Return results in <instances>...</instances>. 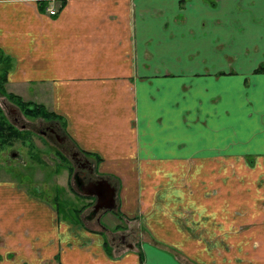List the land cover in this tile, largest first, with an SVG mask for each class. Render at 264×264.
Here are the masks:
<instances>
[{
  "label": "crops",
  "instance_id": "0c3cea01",
  "mask_svg": "<svg viewBox=\"0 0 264 264\" xmlns=\"http://www.w3.org/2000/svg\"><path fill=\"white\" fill-rule=\"evenodd\" d=\"M63 1L48 14L0 0L6 84L38 86L65 139L115 182L96 226L136 221L138 251L3 177L0 264H264V0ZM231 165L256 168L229 207ZM190 210L197 222H182Z\"/></svg>",
  "mask_w": 264,
  "mask_h": 264
},
{
  "label": "rangeland",
  "instance_id": "374dc122",
  "mask_svg": "<svg viewBox=\"0 0 264 264\" xmlns=\"http://www.w3.org/2000/svg\"><path fill=\"white\" fill-rule=\"evenodd\" d=\"M51 5V3H50ZM12 57L8 54H5L1 51L0 53V74L6 72V78L9 71L13 67ZM38 86L36 85H10L4 84V88L7 92H12L16 95H19L24 100H31L36 103L45 104V101H38L35 93L37 92ZM49 104V103H48ZM0 107L2 108L7 119L19 127L20 129H26L30 133V139L22 142H15L11 146H4L0 149V178L6 177L16 183L21 184L27 189L34 190L37 196H43L48 200L55 210L58 211L56 218L58 220L69 222V226H83L82 228H92L95 230L102 229L101 231L105 235L108 245L112 244L111 248H115L116 245L133 249L136 248L138 241V231H136V221H126L114 223V219L111 218L104 228L102 224L96 226L97 221H99L100 215L103 211H99L96 216L91 219H85L89 214L93 204L94 197H87L78 191L74 182L73 175L75 172V164L72 161V152H77L78 154L88 157L86 153L78 152L77 147L73 142L68 139H64L67 143L66 146H62L59 142L50 139L45 133H41V130L45 128L46 125L53 123L56 125L58 131L64 135V128L62 123L64 122L62 116L59 120H48L41 117L29 118L21 114L18 108L7 98H5L0 93ZM61 123V124H60ZM89 163L94 162L92 156L89 155ZM255 166H242V165H231L229 169V207L234 205L235 200L232 198V186H242L246 193H252L247 190H252L253 182L252 176ZM92 176H99L97 170L93 169ZM102 176H100L101 178ZM105 178V177H102ZM107 179V178H106ZM108 180V179H107ZM109 181V180H108ZM114 181H110L112 183ZM115 183V182H114ZM113 184V183H112ZM182 185L186 183L181 182ZM113 186V185H112ZM174 187L173 183H170L168 190H171ZM254 198H251L250 201H254ZM192 213L179 214V219L182 222H197L198 218L194 214L193 210H190ZM104 214V212H103ZM115 215V214H114ZM108 217V215H107ZM96 219H98L96 221ZM79 221V222H78ZM132 221V222H130ZM113 222V223H112ZM128 222V223H127ZM98 224V223H97ZM73 225V226H72ZM115 226V227H114ZM189 227V226H188ZM193 232V230H190ZM200 232V231H194ZM230 233H233V230H229ZM120 233L126 235V243H121L119 236ZM203 235V234H202ZM131 243V248L126 246V244ZM204 247V245H202ZM172 250V246L166 247ZM225 249L226 253H231L229 257L240 255L237 251H234V247H229L228 245H216L213 243V249ZM109 253L111 254V249L108 248ZM59 253V251H58ZM243 257V256H240ZM60 264V255L52 260V264L57 262Z\"/></svg>",
  "mask_w": 264,
  "mask_h": 264
},
{
  "label": "trees",
  "instance_id": "16d2710c",
  "mask_svg": "<svg viewBox=\"0 0 264 264\" xmlns=\"http://www.w3.org/2000/svg\"><path fill=\"white\" fill-rule=\"evenodd\" d=\"M36 1L38 8L40 10H45L46 7L50 5L49 0H34ZM63 0H59L57 9H60L63 5ZM6 72L0 74V93L11 101L25 117L36 118L41 117L48 120H59L60 116L54 112L47 109L43 104L36 103L31 100H24L19 95H16L12 92H7L4 88L6 83ZM64 122L62 123V125ZM30 133L26 129H20L19 127L12 124L7 117L5 116L2 108L0 107V149L4 146H11L15 142L24 143L30 139ZM89 155L90 153H86ZM99 160V158H97ZM114 211V210H113ZM112 211V212H113ZM56 213L58 211L56 210ZM117 214V213H116ZM118 215V214H117ZM79 222V221H78Z\"/></svg>",
  "mask_w": 264,
  "mask_h": 264
},
{
  "label": "water",
  "instance_id": "95a60500",
  "mask_svg": "<svg viewBox=\"0 0 264 264\" xmlns=\"http://www.w3.org/2000/svg\"><path fill=\"white\" fill-rule=\"evenodd\" d=\"M73 182L80 193L86 196H93L96 199L93 210L86 216V219L93 218L102 209L110 211L115 208V188L106 178H99L95 182L84 184L82 180L79 181L73 175ZM104 200L107 201V204L103 203ZM128 246L131 247L132 245L129 244Z\"/></svg>",
  "mask_w": 264,
  "mask_h": 264
},
{
  "label": "flooded vegetation",
  "instance_id": "af4514ba",
  "mask_svg": "<svg viewBox=\"0 0 264 264\" xmlns=\"http://www.w3.org/2000/svg\"><path fill=\"white\" fill-rule=\"evenodd\" d=\"M41 133L43 134L45 133L50 139L59 142V144H61L63 147L64 146L67 147V143L64 141L65 139L64 135L58 131L56 125H54L53 123L46 125L45 128L41 130ZM71 157H72V161L76 166L74 172V176L76 177V179H78L79 181L82 180V182L86 184L88 182H95L100 178L97 176H92L93 168L86 157H83L82 155L78 154L75 151L72 152ZM95 202L96 199L94 198V204ZM103 203L107 204V201L104 200ZM92 210H93V206L90 211ZM122 239L124 241V238Z\"/></svg>",
  "mask_w": 264,
  "mask_h": 264
},
{
  "label": "built area",
  "instance_id": "2783aa9c",
  "mask_svg": "<svg viewBox=\"0 0 264 264\" xmlns=\"http://www.w3.org/2000/svg\"><path fill=\"white\" fill-rule=\"evenodd\" d=\"M51 5L45 8L48 14H55L57 11V6L59 4V0H49Z\"/></svg>",
  "mask_w": 264,
  "mask_h": 264
}]
</instances>
